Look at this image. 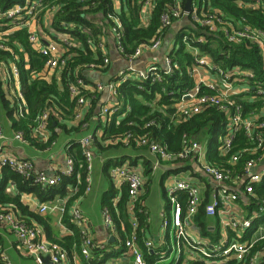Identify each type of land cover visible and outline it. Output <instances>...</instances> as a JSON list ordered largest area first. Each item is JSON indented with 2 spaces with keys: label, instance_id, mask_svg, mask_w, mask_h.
Instances as JSON below:
<instances>
[{
  "label": "built area",
  "instance_id": "built-area-1",
  "mask_svg": "<svg viewBox=\"0 0 264 264\" xmlns=\"http://www.w3.org/2000/svg\"><path fill=\"white\" fill-rule=\"evenodd\" d=\"M95 2V0H90ZM133 1V0H131ZM158 0H141L140 2V24L148 23L152 10ZM114 10L117 11L121 5L120 0H112ZM139 2V1H138ZM52 0H22L21 3L2 8L0 6V90L9 102L12 109V116L15 120L20 119L29 111L26 100L23 95L20 83L19 63L20 54L23 52V65L29 68V59L27 52H24L20 42L12 40L11 36L19 30L26 33L27 42L33 50L44 58L43 67L38 71H31L30 77L34 79H44L51 81L55 79L60 85L62 74L65 71L68 60V51L71 47H81L79 41L73 39L65 31L55 30L52 23L55 19V13L58 5L49 4ZM264 5V0H251L249 6L260 8ZM184 17H189L190 21L204 26L208 31H222L224 37L231 42H240L248 40L256 42L260 47H264V32L259 28L250 25L236 27L233 24L223 20L219 11L210 6H201L191 3V10L184 9L181 0H175L167 10L160 16V27L157 34L150 40L138 44L131 53H125V47L122 44V24L118 15L113 12L108 14L109 30L113 33L115 45L119 53L127 60L128 65L119 70L116 74H110L109 80L104 83L100 78H90L95 72L100 75L109 74L100 70H91L95 68L104 69L109 67V57L104 34L97 42V49L102 54L99 62L91 63L87 69V80L76 77L67 85L69 96L75 100L72 119L77 123L84 120V117L90 107L91 101L98 98V105L94 118L100 119L104 124L114 119L116 123L126 117L130 111V106H123V102L118 97L117 89L121 83L129 79L143 80L151 76L153 81L160 80L161 73H169L172 70L170 58L166 54L162 61V66L157 62L147 61L143 67H139L137 62L146 51H155L162 45L163 37L174 22ZM64 25V24H63ZM71 23H67L64 29H71ZM201 40V39H200ZM88 43L91 40H87ZM93 49H95L93 47ZM194 62L189 69V75L194 79V86L182 92L179 98L173 103L175 115L180 120H185L193 115L200 113L208 106H215L226 114V124L224 133L220 138V151L222 154L228 153L235 145V135L238 131H243L248 139L253 142L252 147H245L242 152L254 154L258 147L263 144L261 129L264 128V114H255L253 117L243 116L242 108L239 104L233 102L232 97L248 89L245 86L237 85L245 81V77H253L249 70H235L230 73L225 69L218 67L210 61L206 55H202L197 48L192 47ZM169 53V52H168ZM212 73L214 76L205 78L201 72ZM235 74V75H234ZM103 93H106L105 99L101 101ZM257 94L264 97V87L257 89ZM99 100L101 103L99 104ZM263 108L261 111H263ZM58 116L55 109L44 107L36 117L31 138L40 144H54L50 141L51 132L49 129L50 115ZM88 126V123H84ZM17 141L29 144V139L24 137L22 130H14L7 135L0 125V169L8 167L16 173L31 177L37 183L42 185L56 184L61 175H70L74 168V160L65 153V166L59 173L49 176L44 172L35 173L34 163L29 158L17 157L13 153L3 149V143ZM134 140L137 145H147L149 151L154 155L155 161L153 167L159 166L162 162H170L174 159L185 160L190 157L196 161L205 177L212 179L215 186L211 190V200L204 204V210L207 215L222 216V224L226 227L248 228L251 225L252 218L242 219L230 213V206L236 202L240 194L245 195L253 201L254 187L264 177V165L260 164L262 155L257 158L254 156L248 158L240 173L235 169L241 152H235L231 155L228 163L231 166H222L209 163L203 151L201 143L196 139L184 134L182 136V148L178 152L168 150L165 145L157 141L150 140L147 135L134 136L126 133L121 137L125 144ZM94 142L93 133L88 132L79 139V145L82 154L88 164L87 168L91 171V162L93 152L91 150ZM49 143V144H48ZM109 175L115 185H125L128 194L127 213L130 216V229L124 238H121L118 228L113 221V214L108 207L101 208V214L108 234L112 235L121 245L123 243L126 252L131 255L132 264H147L142 253L141 246L137 243L139 232L138 214L145 213L139 204V192L144 184L143 175L132 167L128 159L124 158L115 161L109 169ZM90 184V175L86 178ZM201 185L189 178L173 179L165 187V195L170 204V221L164 216L163 227L170 224L174 232L173 251L177 259L182 258L187 262L185 255H194L195 260L203 264H224L230 259H234L240 264H245L246 258L252 252L254 242H240L236 240L229 241L227 244H208L191 233L188 229L194 224L196 214L202 205ZM76 189V188H75ZM68 198V197H67ZM66 198V199H67ZM63 199V198H62ZM61 199V200H62ZM65 199V200H66ZM118 197L115 196L112 201V207L116 205ZM63 199V201H65ZM254 202V201H253ZM261 212L264 209V202H256ZM14 205L0 207V223L6 224L8 229L17 236L20 252L33 258L36 264H81L80 258L90 261L92 251L99 244L93 239L87 221L83 217L78 204H73L70 211V220L79 228L81 243L78 252L73 250L71 255L57 242L48 240L40 225L29 224L22 221L13 211ZM38 210L46 213L58 210L61 214L64 212V206L57 203H40ZM122 224V222H121ZM259 239H264V232ZM103 247V246H101ZM118 247V246H117ZM145 247L152 250L151 240H145ZM153 251V250H152ZM164 251L161 252L163 254ZM198 255V256H197ZM264 251L253 253L247 264H256L259 258H262ZM48 258V263L45 262ZM2 264H12L6 254L0 251ZM180 260V261H181Z\"/></svg>",
  "mask_w": 264,
  "mask_h": 264
},
{
  "label": "trees",
  "instance_id": "trees-1",
  "mask_svg": "<svg viewBox=\"0 0 264 264\" xmlns=\"http://www.w3.org/2000/svg\"><path fill=\"white\" fill-rule=\"evenodd\" d=\"M174 1L158 0L152 10L148 23L141 25V0H120L121 5L117 11L114 10L112 0H95V2L90 0H52V3H49L50 5H58L52 28L57 31L67 32L81 44V47H71L69 49L68 63L61 75L62 82L60 85H58L55 79L46 81L44 79L31 78V71H39L43 67L44 58L31 48L27 42L24 30H19L11 36L12 40L20 42L24 52L28 54L29 68L24 67L23 52H21L19 69L20 83L29 111L20 119L15 120L12 116L9 102L0 90V125L3 129L6 126L11 132L22 130L24 137L29 139V144H35L44 148L48 145L36 142L31 138V133L33 132L35 120L39 112L46 106L55 109L58 116L51 114L49 119L50 141H56V139L60 138L61 134L72 132V140L68 142L65 151L68 156L73 158L74 168L70 175H61L56 184L42 185L35 182L31 177H24L8 167H2L0 169V204L8 205L9 203H14L17 208L19 207L25 212L20 203V195L22 193H31L41 202L49 203H57L58 199L68 197L64 205L65 210L62 219H64L63 222L71 230V234L69 235L63 237L57 236V238L50 224L49 217L40 216L32 212H28V214L44 229L48 240L57 242L70 255L73 250L78 252L82 238L79 228L68 221L69 208L73 205L74 200L87 189L86 178L90 175V171L87 168L88 164L79 145L80 138L78 137L84 133H88L86 130L87 126H84V123H88V120L91 121L94 118L98 98L91 101L84 120L68 128L66 120L72 119L75 100L70 98L67 85L70 81L75 80L76 77L87 80L86 72L89 69L88 66L102 59L103 56L97 49V42L108 29L110 23L108 19L109 13L115 12L120 18L122 24L121 41L125 47V53H131L138 44L150 41L157 34L161 23V14ZM181 1L184 4L185 0ZM21 2L22 0H0V6L7 8L14 3ZM250 2L251 0H194L195 4L199 3V5L206 8L210 6L217 9L223 20L236 27H242L247 24L259 28L264 32V5L260 8H254L249 6ZM187 19L189 25L179 29L175 34V44L168 53L172 67L171 72L161 73L160 80L153 81L151 76H149L143 80L129 79L119 85L117 89L118 97L123 102L124 107L125 105L130 106V111L118 123L113 119L109 125L105 126L101 135L93 133L94 142L91 148L93 154L104 153L109 157L108 161L110 163L126 158L132 167L140 165V173L146 177L149 176L152 170L153 161L150 155L146 153L149 152L148 146L137 145L134 140H130L125 144L121 141V137L126 133H131L134 136L147 135L150 140L165 145L168 150L178 152L182 148V136L186 134L196 139L203 136L207 137L206 160L212 164L231 166L228 163L231 155L235 152H241L239 161L235 165L238 173L242 171L248 158L252 156L257 158L259 155H262V158H264V128L260 130L263 144L257 148L254 154L242 152L243 148H250L254 145L243 131L236 133L234 147L228 153L222 154L220 151V138L224 133V126L226 124L225 112L220 111L215 106H208L200 113L185 120H180L175 115L173 103L182 92L194 86V79L189 75V69L194 62V56L191 52L192 47L197 48L202 55H206L212 64L230 73H234L235 70H249L253 73V77H245V81L237 84L245 87L247 84L248 89L232 97L233 102L241 106L243 116L253 117L264 106V97L257 94V89L264 87V47H260L258 43L248 40L240 42L228 41L222 31L210 32L204 26L191 22L189 17ZM67 23L72 24L71 29H64ZM170 27L166 30H169ZM87 40H91V42L88 43ZM91 70L107 72L109 67ZM193 160V157L185 160L174 159L166 162V164L176 166L177 169L175 170L180 171L191 169V162ZM10 184H12L16 191L14 195H11L7 191V187ZM69 187L76 188L75 193H68ZM254 194V202H262L264 200V177L255 185ZM115 196V188H109L102 196L101 207H108L110 209L120 236L124 238L129 231V215L126 210L128 205L126 187L123 188L113 208L111 200ZM196 218L199 225L204 227L205 217H203V208L200 209ZM138 220L141 229V225L145 224L144 217L138 214ZM120 248L124 250L123 243L120 245ZM258 251H264V239H258L254 242L252 252L246 258L245 264L248 263L253 253ZM146 258L150 260L149 257L146 256ZM84 262L86 263V261ZM187 264L203 263L199 260H188ZM224 264L240 263L234 259H230ZM256 264H264V255L262 258H259Z\"/></svg>",
  "mask_w": 264,
  "mask_h": 264
},
{
  "label": "crops",
  "instance_id": "crops-1",
  "mask_svg": "<svg viewBox=\"0 0 264 264\" xmlns=\"http://www.w3.org/2000/svg\"><path fill=\"white\" fill-rule=\"evenodd\" d=\"M188 22L189 21L187 17H184L180 20H176L171 25L170 30L165 33L160 48L155 51L144 52L140 57L139 61L137 62V65L139 67H143L147 61H152L157 62L158 65L162 66L163 57L168 54L170 49L175 44V34L179 31V29L187 27L189 25ZM146 24L147 23L143 22V25ZM104 37L106 40V50L109 57L108 73L113 75L116 74L119 70L125 68L128 65V62L117 50L114 35L109 30V28L106 30ZM200 75L205 78H210L214 76L212 73H207L205 71H202ZM99 76L100 73L95 72L90 75V78H100ZM105 96L106 93H103L101 101L103 100V98L105 99ZM101 101L99 100V104L101 103ZM257 114H264V109L263 111L260 110ZM253 116H255V114ZM118 118L119 120H121L120 115L117 116V119ZM66 125L69 128L76 125V122L70 118L69 120H66ZM105 126H107V124H104V122H102L100 119L97 120V118H93L91 119V121L88 120V126L86 130L87 132L101 135ZM4 129L7 135L11 134V131L6 128V126ZM71 133L66 132L64 134H61L59 136L60 138L56 139L53 145L50 144L44 148H41L40 146H37L35 144L32 145L8 140L9 142L3 143V149L13 153L17 157L31 159L34 163L35 173L44 172L47 175L52 176L59 173V171L65 166V150L68 142L72 140L71 135L73 134ZM81 136H79L78 138H80ZM197 140L201 143L206 158L207 137L203 136L202 138H199ZM146 153L147 155H150V158H152L153 161L151 168L152 170L149 176H143L144 184L139 192V204L145 212L139 214L144 217L145 224L141 225L140 229L139 222V237L137 243L139 244V246H141L142 253L147 264H160L166 259H169V262L167 264H187L185 259H183V261L181 260L182 258L176 260L178 255H175L176 251H173L174 230L172 226L168 224L166 227H163L162 216L165 215V217L169 221L171 218V208L166 198L164 187L168 182L173 179L189 178L194 182H199V184L202 186V207H200L203 208L204 204L208 203L211 200V190L215 186V182L212 179L205 177L203 171L195 160L191 162V169L177 171L175 170L177 169L176 166L168 165L166 164V162H162L159 164V166L153 167L155 157L150 151ZM108 159L109 157L104 153L93 154L91 162L89 189H86L82 195H80L74 200L73 203L78 204L80 210L83 213L84 219L88 223L93 239L96 241L97 244H99L98 247L92 251L90 261L85 260L84 258H80L81 261L79 262L81 264H132L131 255L126 252L125 248L124 250L120 248V245L116 241V239L112 235L108 234L109 231L105 227V222L103 221L101 214V201L104 193H106L109 188L112 187L113 189L115 188L116 196L119 198L123 191V188L125 187V185H115L112 181L109 175V169L113 165V163H110ZM263 160L264 158L260 160L261 165H264ZM136 169L140 172L141 166L138 165ZM153 179L159 181L160 184V192L159 190L158 192L161 196V200L157 201V203L156 200L159 198H156V195L158 194V192H154L153 194V197L156 200H152L151 197L148 198V185ZM7 191L11 195L16 194V191L12 184L7 187ZM74 191H76L74 187L68 188V193H75ZM65 199L66 198H64V200ZM67 199L63 201V199L61 200L60 198L57 200V204L59 206H64ZM256 202L258 201L253 202L247 196L240 194L239 199L234 202V204H232L229 208L230 213L232 215L238 216L242 219H249L254 217L252 218L251 225L248 228H234L230 226L226 227L222 224V216L218 214H215L213 216L207 215L203 208V217H205L204 227L199 225V222L195 217L194 224H191L188 229L191 233L199 237V239H201L202 241H206L208 244H227L229 241L232 240L240 242H256L264 232V209L260 213H256L258 209ZM263 202L264 200L262 201V203ZM20 203L25 209V212H23L24 210L22 211V209H20L19 207L17 208L14 203H9L8 205H14L13 211L22 221L32 225L38 224V222L32 216H29L28 212H32L40 216L49 217L50 224L53 228L56 237H63L71 234L70 228L66 223L63 222V213L61 214L58 210L46 213L39 212L38 206L42 202L35 195L31 193H22L20 195ZM8 205L0 204V207H8ZM153 206L154 208H152ZM71 208L72 206L69 208L68 221L73 223L70 220ZM201 208H199L198 212H200ZM128 218L130 229V216H128ZM74 225L76 226V224ZM43 232L45 237L47 238L44 229ZM110 237H112V240H109ZM145 240L152 241L153 251L148 250L145 247ZM18 242L19 240L17 239L15 233L10 231L6 224L0 223V251L7 255L12 264H36L32 257L20 252ZM162 251H164L163 254H161ZM184 254L185 255H182V257L185 256L186 259L195 260L194 255H187L186 252ZM146 256L149 257L150 260H148ZM83 260L86 261V263Z\"/></svg>",
  "mask_w": 264,
  "mask_h": 264
},
{
  "label": "rangeland",
  "instance_id": "rangeland-1",
  "mask_svg": "<svg viewBox=\"0 0 264 264\" xmlns=\"http://www.w3.org/2000/svg\"><path fill=\"white\" fill-rule=\"evenodd\" d=\"M170 30V29H169ZM169 30H167V32L169 31ZM160 189V184H159V181H157L156 179H153L151 182H150V184L148 185V198H152V200H154L155 198L153 197V194H154V192H158V190ZM159 192H160V190H159ZM159 192H158V194L155 196L156 198H159V199H155L156 200V203H157V201H159V200H161V196H160V194H159ZM152 208H154V206L152 207ZM169 262V259H166V260H164L162 263H160V264H167Z\"/></svg>",
  "mask_w": 264,
  "mask_h": 264
},
{
  "label": "water",
  "instance_id": "water-1",
  "mask_svg": "<svg viewBox=\"0 0 264 264\" xmlns=\"http://www.w3.org/2000/svg\"><path fill=\"white\" fill-rule=\"evenodd\" d=\"M191 3H192V0H185L184 2V9L188 12L191 10ZM99 77L102 80V82L106 83L110 78V74L100 75ZM263 163H264V160H263ZM109 240H112V237H110ZM44 260L46 263H48V258H45Z\"/></svg>",
  "mask_w": 264,
  "mask_h": 264
}]
</instances>
